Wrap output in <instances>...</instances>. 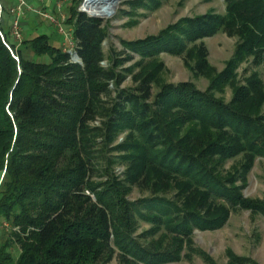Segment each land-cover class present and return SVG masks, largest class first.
Listing matches in <instances>:
<instances>
[{
  "label": "trees",
  "instance_id": "1",
  "mask_svg": "<svg viewBox=\"0 0 264 264\" xmlns=\"http://www.w3.org/2000/svg\"><path fill=\"white\" fill-rule=\"evenodd\" d=\"M164 1H127L121 14L132 27L139 9ZM222 1L223 14L180 19L105 52L107 26L78 11L82 0H64L74 63L36 23L39 10L13 38L17 1L0 0V225L9 232L0 264H172L192 254L214 264L192 248L194 230H218L237 211L264 217V199L242 194L264 159L255 71L264 65V0ZM219 33L236 40L221 72L204 43ZM160 54L181 57L207 88L166 83ZM134 189L148 197L131 202ZM138 222L149 225L140 235Z\"/></svg>",
  "mask_w": 264,
  "mask_h": 264
},
{
  "label": "rangeland",
  "instance_id": "2",
  "mask_svg": "<svg viewBox=\"0 0 264 264\" xmlns=\"http://www.w3.org/2000/svg\"><path fill=\"white\" fill-rule=\"evenodd\" d=\"M24 1V0H22ZM83 1V0H82ZM25 2V1H24ZM49 2L51 4L49 5ZM39 6H30L25 2L22 15L20 16V39H22V31L31 27L34 20V14L39 8H43L46 4L49 5L48 11L39 14V19L36 23L41 22V29L45 27L43 32L50 36L54 46H64L68 53L72 52L73 45L70 42V31H65L62 27V22L65 17L64 0H39ZM80 6V5H79ZM34 7V8H33ZM54 9V10H53ZM128 7L123 3L119 5L115 13L108 18H102L103 25L107 26V37L103 43L105 52L108 49H113L117 52L121 50L120 42H133L142 40L148 36H156L161 30L167 26L175 24L180 19L192 18L199 15H204L208 12L223 14L224 4L222 0H166L155 11H145L139 9L140 17H135L137 24L128 27V19L121 14V11H128ZM43 14L49 15L54 21H58L62 32L59 28ZM11 29H9V32ZM208 49V62L217 72H221L224 64L233 54L236 40L228 38L222 33H219L211 38L204 40ZM159 60L164 66L163 79L168 84H179L185 82H193L199 91H204L207 88V81L203 78L193 80L190 72L185 68L181 57L169 56L160 54ZM248 64H241L237 70L239 78L242 79L243 70L247 69ZM258 72L260 79L264 85V65L255 69ZM130 86L129 80L122 84V87ZM225 101L230 99V92L227 90L224 95ZM232 162L226 165L228 168ZM121 168H116L115 172H121ZM244 198L264 199V159H256L253 167L248 175V183L242 191ZM146 193L139 192L134 189L128 199L135 202L139 199L146 198ZM168 197V196H167ZM139 228L136 235H140L143 231L149 229V225L138 222ZM6 224L0 225V241L4 242L9 237L8 228L5 230ZM8 227V226H7ZM192 248L205 253L214 264H226L227 258L225 251L230 249L236 256L242 259H249L256 264H264V217L252 215L248 211H237L230 214L229 219L218 230L215 231H198L192 232ZM182 255V254H181ZM110 264H118L117 261H112ZM172 264H207L198 254H192L190 260H182L179 263Z\"/></svg>",
  "mask_w": 264,
  "mask_h": 264
},
{
  "label": "water",
  "instance_id": "3",
  "mask_svg": "<svg viewBox=\"0 0 264 264\" xmlns=\"http://www.w3.org/2000/svg\"><path fill=\"white\" fill-rule=\"evenodd\" d=\"M86 1L87 0L82 1L80 6L78 7V11L81 13H85L89 18L102 20L103 17L97 16V15H91L88 12H86V10L83 7ZM88 1L92 2L94 6H99V5H102L105 7L108 6L110 10L108 17H111L115 13V11L117 10V8L119 7L121 3H124L127 1H133V0H88ZM71 56H72V61L74 63H79V59L77 58L75 54H71Z\"/></svg>",
  "mask_w": 264,
  "mask_h": 264
},
{
  "label": "built area",
  "instance_id": "4",
  "mask_svg": "<svg viewBox=\"0 0 264 264\" xmlns=\"http://www.w3.org/2000/svg\"><path fill=\"white\" fill-rule=\"evenodd\" d=\"M16 1H17V5L10 10L11 14H13L15 16V20H14L12 27H11V35L16 40H19L20 39L19 19H20V16L22 15L23 6L25 7L26 5H25V2L22 0H16ZM43 16L46 19H48L51 23L55 24L57 26V28H59V31L62 32L58 21H54L51 17H49V15L43 14Z\"/></svg>",
  "mask_w": 264,
  "mask_h": 264
},
{
  "label": "bare ground",
  "instance_id": "5",
  "mask_svg": "<svg viewBox=\"0 0 264 264\" xmlns=\"http://www.w3.org/2000/svg\"><path fill=\"white\" fill-rule=\"evenodd\" d=\"M83 7L86 10V12H88L89 14L97 15V16H100V17H103V18H108V15L110 13V10H109L108 6L107 7L102 6V5L94 6L92 4V2H90L88 0L85 2Z\"/></svg>",
  "mask_w": 264,
  "mask_h": 264
},
{
  "label": "crops",
  "instance_id": "6",
  "mask_svg": "<svg viewBox=\"0 0 264 264\" xmlns=\"http://www.w3.org/2000/svg\"><path fill=\"white\" fill-rule=\"evenodd\" d=\"M26 3H27V5H30V6H35V7H40L39 5V0H24ZM51 4V2H49V5ZM49 5L48 4H46L45 5V7H49ZM34 8V7H33Z\"/></svg>",
  "mask_w": 264,
  "mask_h": 264
}]
</instances>
